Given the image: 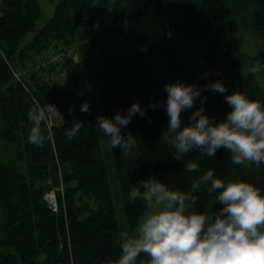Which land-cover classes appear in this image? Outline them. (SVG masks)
<instances>
[{"label":"trees","instance_id":"obj_1","mask_svg":"<svg viewBox=\"0 0 264 264\" xmlns=\"http://www.w3.org/2000/svg\"><path fill=\"white\" fill-rule=\"evenodd\" d=\"M41 13L38 0H0V264H109L119 254L122 233L89 78L108 116L133 101L146 106L166 100V82L203 85L222 79V62L241 50V40L232 38L226 24L237 17L251 30L264 31V0H58L52 17L25 41ZM73 44L80 59L67 81L43 78L58 63L32 68L46 51ZM256 60L264 61V47L246 62L250 67ZM226 84L229 91L264 100V86L254 74ZM207 96L209 109L229 106L223 93L207 90ZM83 101L89 102L88 111L80 110ZM47 102L65 117H55L51 131L43 122L46 139L37 146L28 140L27 112L34 103ZM77 118L82 120L79 134L69 138L66 131ZM168 119L163 103L149 107L147 117L135 115L124 129L136 142L133 151L111 146L132 231L148 210L142 200L127 198L137 178L154 175L174 190H189L192 179L214 168L215 175L264 188V164H235L223 147L202 159L189 152L185 161L197 160L200 171H187L160 138ZM52 189L57 210L44 199ZM197 194L198 210L213 204L215 194L204 186Z\"/></svg>","mask_w":264,"mask_h":264},{"label":"clouds","instance_id":"obj_2","mask_svg":"<svg viewBox=\"0 0 264 264\" xmlns=\"http://www.w3.org/2000/svg\"><path fill=\"white\" fill-rule=\"evenodd\" d=\"M248 71L264 72V61H253ZM208 75L206 70L203 76ZM163 88L164 101H149L146 106L133 101L112 116L97 115L95 124L113 148L131 153L136 142L124 129L135 115L147 117V108L163 103L169 119L160 138L172 146V155L187 171L199 172L200 165L195 159L185 161L186 154L196 151L201 159L213 157L221 147L235 164H264V100L243 90L229 91L222 79L203 85L176 80ZM207 90L224 94L230 110L222 118L206 111ZM197 98L199 107L194 108ZM193 108L185 123L182 113ZM80 110L88 111L89 102L83 101ZM53 115L65 117L49 102L29 107V142L37 146L45 142L42 124ZM81 122L77 118L66 131L69 138L79 134ZM202 186L215 194L218 209L213 210V204L197 209V190ZM127 198L142 200L149 211L131 233L122 235L119 254L109 264H264V188L250 180L223 178L209 168L192 179L189 190H174L152 175L130 183Z\"/></svg>","mask_w":264,"mask_h":264},{"label":"rangeland","instance_id":"obj_3","mask_svg":"<svg viewBox=\"0 0 264 264\" xmlns=\"http://www.w3.org/2000/svg\"><path fill=\"white\" fill-rule=\"evenodd\" d=\"M57 1L58 0H38L41 6L42 13L36 23L34 30H32L25 37V41L30 40L35 34L36 30L40 29L52 17L54 12V7ZM172 2L176 3V0H172ZM226 27L233 39L239 38L241 40V50L239 52H236L231 59H228V61L222 62V65L220 67V74L222 76V79L226 83L230 84L234 82L238 76H248L249 74H252L248 71L249 65L248 62L246 61L248 58L256 56L259 53V51L263 49L264 31L256 32L254 30H251L245 22L242 23L241 20L237 17L234 18L233 20H230V25L226 24ZM54 49L58 51H64L65 55L63 52V58L58 59L56 60V62H54V63H58L55 70L50 73L49 72L43 73V78L52 83L65 82L70 77V74H72L73 72V65L80 59L78 47L74 44L70 46L57 45L56 47L50 50H54ZM48 55H49V51L43 53L42 57L39 58L37 61L38 66H34L32 68L37 69L39 71L40 70L39 67L43 66V64L41 65V59L47 57ZM54 63L52 62V64ZM65 69H69L68 75L64 74L63 71ZM254 75L257 82L261 86H264V76L262 75L261 77V74H254ZM90 76L91 75L88 74V77ZM88 84L90 87V99L92 101L93 111L96 120L97 115L103 114V111L99 106V96L97 95L95 85H93L94 84L93 79L89 78ZM215 106L216 108L214 109H209L206 106V111L208 112L209 115H216L217 118H222L223 115L228 110H230L229 106H220V107H218L217 105ZM191 111L192 110L190 109L187 112L182 113V115L185 118V123L189 122L187 118L190 115ZM55 123H57V120L55 121ZM97 129L101 142L102 153H103L106 169L110 180V187L116 206L117 218L120 225L121 233L122 235L126 232L131 233L132 230L129 228L124 210L122 194H121V183L114 163L112 148L109 139L106 136H104V134L99 130L98 126ZM59 189L63 191V186H60ZM51 191H53L56 196V190L52 189ZM50 192H47L44 195V199L48 203V205L50 204L49 201H51V197L49 196V194H51ZM148 211L149 209L145 212V214L142 215L141 220L148 213Z\"/></svg>","mask_w":264,"mask_h":264},{"label":"built area","instance_id":"obj_4","mask_svg":"<svg viewBox=\"0 0 264 264\" xmlns=\"http://www.w3.org/2000/svg\"><path fill=\"white\" fill-rule=\"evenodd\" d=\"M63 52L64 51H58L56 49L54 50H51L49 51V55L47 57H44L41 59V64L43 65H47V64H52V62H56V60L58 59H61L63 58ZM64 55H65V52H64ZM43 61V62H42ZM64 74L68 75L69 73V69H65L64 71ZM55 121H56V118L55 116H51L49 119H47L45 122H46V126L47 128L51 131L52 127L55 125ZM51 194H49V196L51 197V201L49 206L53 209V210H57V199H56V196L54 194L53 191L50 192Z\"/></svg>","mask_w":264,"mask_h":264}]
</instances>
